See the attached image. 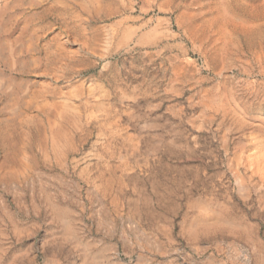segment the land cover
<instances>
[{
	"label": "rangeland",
	"instance_id": "374dc122",
	"mask_svg": "<svg viewBox=\"0 0 264 264\" xmlns=\"http://www.w3.org/2000/svg\"><path fill=\"white\" fill-rule=\"evenodd\" d=\"M259 33L264 0H0V264H264Z\"/></svg>",
	"mask_w": 264,
	"mask_h": 264
},
{
	"label": "bare ground",
	"instance_id": "6f19581e",
	"mask_svg": "<svg viewBox=\"0 0 264 264\" xmlns=\"http://www.w3.org/2000/svg\"><path fill=\"white\" fill-rule=\"evenodd\" d=\"M256 39H257V42H255V39L254 40L249 39L246 42V48L242 54L246 57H250L254 61V63L258 66L260 71H259L257 77L260 78L261 81H254L251 86L252 87H258L257 92H261V90L259 88H261V86H262L264 89V86L262 83L264 81V33H259L258 36L256 37ZM53 61H55V60H52V62ZM262 92H263L262 96L264 97V90ZM256 109H258V111L264 110V98L258 103Z\"/></svg>",
	"mask_w": 264,
	"mask_h": 264
}]
</instances>
